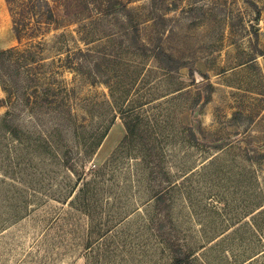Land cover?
Returning <instances> with one entry per match:
<instances>
[{
  "label": "rangeland",
  "instance_id": "374dc122",
  "mask_svg": "<svg viewBox=\"0 0 264 264\" xmlns=\"http://www.w3.org/2000/svg\"><path fill=\"white\" fill-rule=\"evenodd\" d=\"M46 2L69 107L0 79V264H264V0Z\"/></svg>",
  "mask_w": 264,
  "mask_h": 264
},
{
  "label": "trees",
  "instance_id": "16d2710c",
  "mask_svg": "<svg viewBox=\"0 0 264 264\" xmlns=\"http://www.w3.org/2000/svg\"><path fill=\"white\" fill-rule=\"evenodd\" d=\"M35 1L31 0V3L24 1V3L22 0H8L13 17L15 36L19 43L26 41L27 45L23 49L12 47L0 51V79L6 82L5 86L7 84L5 87L7 101L9 103L16 101L17 105H24L27 112L33 113L31 115L32 118L35 121L39 120V123L37 122L39 125H45V123L54 120L53 116L45 120L47 122H40L41 119H38L36 114L42 113L43 115H48L49 110L47 109L54 110V108H59L60 113L64 115L66 113L64 109L69 107L67 103L68 92L67 88L62 86L58 78L55 77L59 72L52 69L47 70L48 67L43 61V58H41V52L44 49L43 43L37 41V38L45 33L43 24H48L50 22L49 20H54V12L49 8V3L46 2V5H48L47 9L50 12L47 15V13L42 11V8L35 4ZM115 4L113 3V5ZM79 53L89 55V53H84L83 51ZM162 54L169 56L164 52ZM68 59L69 63L66 65L73 67L71 65V56ZM59 61L62 63V59H59ZM130 113L132 111H126L122 112V115L125 116ZM63 117L70 119L68 116ZM60 122L57 124L66 125L65 122ZM125 125L127 130H129V124L126 123ZM104 136L100 139L104 138ZM100 139L97 140L95 137H90L88 139H82L81 143L97 148L100 146L98 142Z\"/></svg>",
  "mask_w": 264,
  "mask_h": 264
},
{
  "label": "water",
  "instance_id": "95a60500",
  "mask_svg": "<svg viewBox=\"0 0 264 264\" xmlns=\"http://www.w3.org/2000/svg\"><path fill=\"white\" fill-rule=\"evenodd\" d=\"M195 77L197 82L203 81V77L198 72H195Z\"/></svg>",
  "mask_w": 264,
  "mask_h": 264
}]
</instances>
